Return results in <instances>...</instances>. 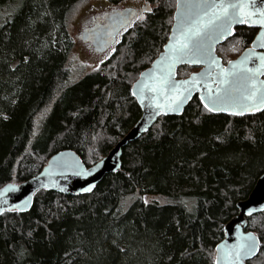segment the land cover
Wrapping results in <instances>:
<instances>
[{
  "label": "trees",
  "instance_id": "16d2710c",
  "mask_svg": "<svg viewBox=\"0 0 264 264\" xmlns=\"http://www.w3.org/2000/svg\"><path fill=\"white\" fill-rule=\"evenodd\" d=\"M77 1L0 0V187L37 175L63 149L92 166L141 117L132 85L163 50L176 0H148L152 10L133 20L103 69L70 82ZM255 35L238 27L220 54ZM263 173L264 110L216 114L195 97L126 145L121 169L92 193L42 189L30 211L0 215V264H215L226 223ZM144 194L168 201L146 204ZM248 230L261 240L249 263L264 264V211L248 217Z\"/></svg>",
  "mask_w": 264,
  "mask_h": 264
},
{
  "label": "water",
  "instance_id": "95a60500",
  "mask_svg": "<svg viewBox=\"0 0 264 264\" xmlns=\"http://www.w3.org/2000/svg\"><path fill=\"white\" fill-rule=\"evenodd\" d=\"M202 0H176V9L174 12V22L167 43L163 51L153 61L152 65L141 72L139 78L132 85V94L136 93L134 97L142 109V114L135 125L128 131V133L121 138L117 144L110 150V152L100 161L92 166H87L80 155L72 149H63L50 157L47 164L43 167L40 173L31 177L22 183L10 182L0 187V215L6 211H30L34 204L35 194L42 190H53L59 193L70 196H78L92 193L97 185L109 173L117 172L122 167L123 149L130 142L137 140L142 135L147 133L161 116H179L182 115L187 106L192 100L199 95V98H204L202 104L208 102L210 95L208 88L211 87L213 93L216 91V84L213 81L216 79V73L220 69L231 71L233 64H238L245 56L252 58L247 62L248 68H257L259 66L258 56L264 54V48H261L256 35L252 43V47L246 49L238 58L231 60L227 65L224 64L223 59L217 54V46L232 37L237 26L241 24L232 25V34L227 32L217 40L211 41L210 55L214 57L219 65V68L213 65L209 69L208 63H190L189 57H185L184 61L175 60L172 58L168 46L175 42V39L180 38L178 31L179 23L185 17V13L189 6L200 4ZM208 3H220L221 0H207ZM226 2L236 3L238 0H226ZM250 4L251 11L264 8V0H244ZM151 5L147 4L141 9L134 7H127L120 10H115L107 14L103 22H96L93 26L83 29L81 39L85 42H90L96 51H102L117 42L118 35L127 28L136 17L141 16L145 12L151 11ZM193 13L197 9L193 8ZM183 65L203 66L198 72H193L186 78H178V68ZM211 70L212 76L204 78L203 74ZM161 75L168 77V85L161 91H152V88H158V78ZM196 77L200 82L195 87L191 83ZM257 81H264V75L257 74ZM146 85V87H145ZM221 88L226 87L221 85ZM177 89L181 96H183L186 89H190L187 98L183 103H179L176 107L172 105L175 110L162 108L156 109V104H168L166 97H171L176 94ZM228 111H212L216 114H225L230 116H245L252 115L264 110V107L257 103L256 108L242 109L238 105H227ZM232 111H242L243 114L233 115ZM12 186L15 191H6ZM90 189V191H85ZM239 212L231 218L225 225V237L217 244L215 254V264H229L228 254L230 250L234 249L238 244L242 243L249 235L255 236L257 239V250L253 254L242 257L238 264H250L249 261L254 259L261 246L259 236L252 230H248V217L264 211V173L258 178L248 198L240 200L237 203Z\"/></svg>",
  "mask_w": 264,
  "mask_h": 264
},
{
  "label": "snow or ice",
  "instance_id": "6c2138e0",
  "mask_svg": "<svg viewBox=\"0 0 264 264\" xmlns=\"http://www.w3.org/2000/svg\"><path fill=\"white\" fill-rule=\"evenodd\" d=\"M193 8L197 9L193 13ZM250 4L244 0H238L236 3L226 2L221 0L220 3H208L207 0H202L200 4L189 6L185 17L181 19L178 27L180 38L175 39V42L168 46L169 52L173 59L184 61L185 57H189L190 63H208L209 69L213 65L219 68L217 61L210 55L211 41L219 39L226 32L232 34V25L241 24L249 27L259 26L264 29V8L251 11ZM258 42L261 48H264V31H261L258 36ZM256 43V41H254ZM252 57L245 56L238 64H233L231 71L220 69L216 73V79L213 83L216 84V91L213 93L209 87L210 93L208 102L204 103V108L209 111H228L227 105H238L242 109L256 108L257 103L264 107V81H257V74L264 75V54L257 57L259 66L257 68H248L247 62ZM212 76L211 70L203 74L204 78ZM200 81L193 77L191 83L193 87ZM158 88H152V91H161L168 85V77L161 75L158 78ZM221 85L226 87L221 88ZM146 87V85H145ZM190 89H186L181 96L177 89L176 94L171 97H166L168 104H156V109L167 108L175 110L179 103L187 98ZM136 95V93H133ZM203 101L204 98L201 97ZM233 115L243 114L242 111H232ZM6 191H15V188L9 186ZM90 191V189H85ZM257 250V239L255 236L249 235L244 241L238 244L228 254L229 264H238L242 257L253 254ZM219 264V261H217Z\"/></svg>",
  "mask_w": 264,
  "mask_h": 264
},
{
  "label": "rangeland",
  "instance_id": "374dc122",
  "mask_svg": "<svg viewBox=\"0 0 264 264\" xmlns=\"http://www.w3.org/2000/svg\"><path fill=\"white\" fill-rule=\"evenodd\" d=\"M147 4L151 5L148 0H122L118 3H113L109 0H78L76 4H74L69 12L68 27L70 36L74 42L68 62L70 82H76L89 73L102 70L104 63L117 52L122 38L134 25V22L118 35L115 44L102 51H96L90 42H85L81 39L83 29L93 26L98 21L103 22L104 17L115 10L127 7H134L139 10ZM243 49L244 45L241 39H235L226 45L222 55L225 57V60L228 61L237 57ZM193 72H196V68H190L189 71L180 75V77L188 76ZM179 74L180 73H178V75ZM142 197L146 204L155 202L164 204L168 201L166 198L158 195L144 194ZM132 199L131 196L127 197L125 199L126 204H130Z\"/></svg>",
  "mask_w": 264,
  "mask_h": 264
},
{
  "label": "flooded vegetation",
  "instance_id": "af4514ba",
  "mask_svg": "<svg viewBox=\"0 0 264 264\" xmlns=\"http://www.w3.org/2000/svg\"><path fill=\"white\" fill-rule=\"evenodd\" d=\"M137 9V8H136ZM175 9H176V7H175ZM175 12V11H174ZM249 27L248 25H242V26H237L236 28H235V32H236V29L238 28V27ZM249 28H251V29H255L256 30V35L258 34V32H259V28H257V27H249ZM235 34V33H234ZM256 35L254 36V38H253V40L250 42V44L247 46V47H245L242 51H241V53L237 56V57H235V58H233V59H231V60H234V59H236V58H238L246 49H248V48H250V47H252V43H253V41H254V39H255V37H256ZM231 38V37H230ZM230 38H228L225 42H223V43H221V44H219L218 46H217V54L223 59V57H222V55L220 54V52H219V47L220 46H222L224 43H226V42H228L229 40H230ZM168 41V40H167ZM167 43V42H166ZM165 46V45H164ZM163 49H164V47H163ZM163 51V50H162ZM161 51V52H162ZM231 60H228V61H226V60H224L223 59V62H224V64L225 65H227ZM153 63V62H152ZM152 65V64H151ZM150 65V66H151ZM149 66V67H150ZM183 66H186V65H183ZM187 66H192V65H187ZM148 67V68H149ZM180 67H182V66H180ZM179 67V68H180ZM192 67H194V68H196V72H198V71H200L202 68H203V66H192ZM179 68H178V71H179ZM192 74V73H191ZM189 76V75H188ZM188 76H185V77H180L179 75H178V78H186V77H188ZM196 98L202 103V101H201V99L199 98V95L197 94L196 95Z\"/></svg>",
  "mask_w": 264,
  "mask_h": 264
}]
</instances>
